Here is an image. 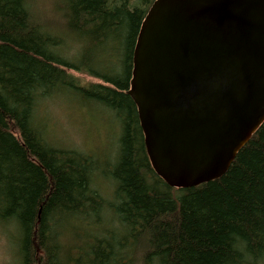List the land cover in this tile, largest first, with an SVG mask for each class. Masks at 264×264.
<instances>
[{"label": "trees", "instance_id": "obj_1", "mask_svg": "<svg viewBox=\"0 0 264 264\" xmlns=\"http://www.w3.org/2000/svg\"><path fill=\"white\" fill-rule=\"evenodd\" d=\"M154 1L59 0L56 30L33 17L30 0H0V225L13 229L19 264L264 261V122L220 178L173 188L151 166L128 90ZM72 70L100 82L81 85ZM57 92L117 115L109 195L95 187L93 154L46 139L38 104Z\"/></svg>", "mask_w": 264, "mask_h": 264}, {"label": "water", "instance_id": "obj_2", "mask_svg": "<svg viewBox=\"0 0 264 264\" xmlns=\"http://www.w3.org/2000/svg\"><path fill=\"white\" fill-rule=\"evenodd\" d=\"M128 94L169 186L223 176L264 122V0H155Z\"/></svg>", "mask_w": 264, "mask_h": 264}, {"label": "rangeland", "instance_id": "obj_3", "mask_svg": "<svg viewBox=\"0 0 264 264\" xmlns=\"http://www.w3.org/2000/svg\"><path fill=\"white\" fill-rule=\"evenodd\" d=\"M131 1L143 6L142 0ZM59 3V0H30V9L34 18L58 30L65 20L59 10ZM72 45L71 50L76 51L77 43L73 42ZM103 59L107 63L108 60L116 61L112 56ZM71 73L81 85L100 82L98 78L84 71L72 70ZM37 114L49 142L57 147L93 154L98 159L101 171L95 174V187L103 195H109L115 185L110 178L104 176V170L113 166L116 161L122 131L121 123L114 111L102 104L83 102L67 93L57 92L39 101ZM13 234L10 225H0V264H19L18 246ZM76 242L79 243V240ZM139 261L134 264H142ZM258 264H264V261Z\"/></svg>", "mask_w": 264, "mask_h": 264}]
</instances>
